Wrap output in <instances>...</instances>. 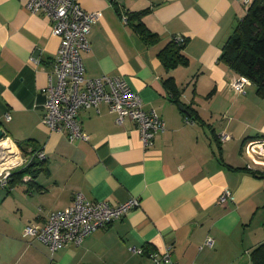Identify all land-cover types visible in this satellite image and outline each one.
<instances>
[{"label": "crops", "instance_id": "obj_1", "mask_svg": "<svg viewBox=\"0 0 264 264\" xmlns=\"http://www.w3.org/2000/svg\"><path fill=\"white\" fill-rule=\"evenodd\" d=\"M79 3L102 14L88 33L89 50L81 52L85 75L124 79L165 129L145 146L133 121L118 124L101 103L77 114L87 141L50 131L41 122L42 89L59 38L44 12L29 13L23 0H0V129L25 154L45 153L29 181L25 174L0 188V264H157L153 255L168 246L171 262L158 264H246L243 254L249 259L248 249L264 241V157L252 156L258 164L244 151L248 141L264 137V95L252 83L245 93L233 91L238 75L219 60L246 6L241 0ZM117 7L147 9L143 22L159 42L147 45L121 21ZM175 35L185 38L181 51L188 63L166 69L158 53ZM168 78L179 103L165 85ZM180 104L198 118H186L191 114ZM222 132L229 135L224 142ZM225 189L234 198L221 206ZM78 193L111 204L136 198L138 205L78 246L51 252L40 240L23 237L27 224L67 209Z\"/></svg>", "mask_w": 264, "mask_h": 264}, {"label": "built area", "instance_id": "obj_2", "mask_svg": "<svg viewBox=\"0 0 264 264\" xmlns=\"http://www.w3.org/2000/svg\"><path fill=\"white\" fill-rule=\"evenodd\" d=\"M252 0H241L247 6ZM24 8L32 14L42 11L51 21V33L59 38V47L53 57L48 73V83L42 89L45 101L42 105L41 122L50 130L65 133L69 141L88 140L77 122V114L82 108L108 105L115 113V121L122 124L126 119L135 123L143 145L148 146L155 136L165 129L164 120L154 109L145 110L139 95L133 92L124 79L104 74L99 77H87L81 60V52L90 48L88 33L93 24L101 17L100 11H87L79 0H23ZM127 23L126 14L120 15ZM182 44L185 38L175 35L171 38ZM30 62H37L34 57ZM251 81L244 76H237L231 82V89L236 93H245ZM7 118L9 116L7 115ZM222 142L229 139L225 132L219 134ZM245 154L253 159L264 157V138L250 140L245 144ZM45 159L43 151L23 154L17 145L4 133L0 138V188L10 185L14 170L29 166L34 161ZM255 163L259 160L253 159ZM31 179L30 175L23 177ZM233 194L225 189L217 203L226 206L233 201ZM138 205L136 198L111 204L108 201L86 199L82 194L74 195L70 207L50 212L44 222L30 223L23 229L24 238H35L43 242L51 252L65 245H80L89 234L104 228L122 218ZM212 239L207 238L205 245L210 246ZM142 253V249H132ZM155 262L170 263V247L161 255H153ZM250 264V263H249Z\"/></svg>", "mask_w": 264, "mask_h": 264}, {"label": "trees", "instance_id": "obj_3", "mask_svg": "<svg viewBox=\"0 0 264 264\" xmlns=\"http://www.w3.org/2000/svg\"><path fill=\"white\" fill-rule=\"evenodd\" d=\"M119 15L127 16V24L141 37L147 45L159 42V36L152 32L143 22V16L147 9L140 11L124 12L118 9ZM182 44L170 40L158 53V57L166 69H172L179 65H186L188 59L182 53ZM219 60L235 72L238 76L247 77L256 87L259 95H264V0H252L246 6V12L238 21L231 35L222 46ZM165 85L171 95L173 102L179 103V91L172 78L165 80ZM191 116L186 117L191 120L198 118L195 111L190 106H185ZM264 138V137H254ZM249 138H245L243 143ZM18 145V144H17ZM18 147L23 154L27 153L22 144ZM23 149V150H22ZM36 151L35 149L31 150ZM44 161V160H42ZM42 161H34L29 166L14 170L11 173L10 185L13 184L14 177H21L28 174L33 177L36 166ZM247 169V168H246ZM250 264H264V241L252 249L249 254Z\"/></svg>", "mask_w": 264, "mask_h": 264}, {"label": "rangeland", "instance_id": "obj_4", "mask_svg": "<svg viewBox=\"0 0 264 264\" xmlns=\"http://www.w3.org/2000/svg\"><path fill=\"white\" fill-rule=\"evenodd\" d=\"M263 228H264V226H263ZM253 248L254 247L249 248L248 250L251 252ZM242 260L244 261V263L249 264V259H248V256L246 254H243Z\"/></svg>", "mask_w": 264, "mask_h": 264}, {"label": "water", "instance_id": "obj_5", "mask_svg": "<svg viewBox=\"0 0 264 264\" xmlns=\"http://www.w3.org/2000/svg\"><path fill=\"white\" fill-rule=\"evenodd\" d=\"M179 109L183 110L186 114H189L187 110L184 109L183 105H179ZM3 135V130L0 129V138L2 137Z\"/></svg>", "mask_w": 264, "mask_h": 264}]
</instances>
